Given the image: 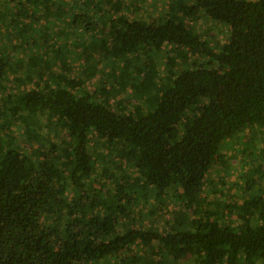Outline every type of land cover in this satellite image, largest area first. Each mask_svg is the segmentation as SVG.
Wrapping results in <instances>:
<instances>
[{
    "label": "trees",
    "instance_id": "16d2710c",
    "mask_svg": "<svg viewBox=\"0 0 264 264\" xmlns=\"http://www.w3.org/2000/svg\"><path fill=\"white\" fill-rule=\"evenodd\" d=\"M95 1L111 7L100 14L111 17L105 20L110 26L102 22L110 32L101 52L123 60L170 46L168 74L160 82L146 66L139 84L133 79L131 110L113 101L114 85L76 94L82 81L62 76L64 87L35 84L7 104L29 142H39L31 126H39L41 115L55 118L67 141L36 153L12 141L0 144V264H103L129 255L138 243L146 248L145 264H163V257L147 260L159 250L171 263L264 264V194L202 210L198 199L213 167L223 164L224 142L246 129H264V0H169L164 22L127 16L123 0H89V7ZM200 11L230 28L229 42L217 45L193 31L187 21ZM6 72L0 57V95ZM126 77L125 71L116 78L119 89ZM106 154L111 160L98 174ZM97 175L113 181L112 193L92 186ZM171 190L186 208L183 220L167 232H119L138 193L159 203L153 215L163 211ZM126 258L120 264L142 260Z\"/></svg>",
    "mask_w": 264,
    "mask_h": 264
},
{
    "label": "rangeland",
    "instance_id": "374dc122",
    "mask_svg": "<svg viewBox=\"0 0 264 264\" xmlns=\"http://www.w3.org/2000/svg\"><path fill=\"white\" fill-rule=\"evenodd\" d=\"M10 1L0 0V57L7 63V82L4 92L0 95V144L4 147L12 141L14 148H21L22 151L32 149V152L36 153L39 147V150L48 152L51 145L60 147L67 141L65 131L53 117L41 115L39 126H31V131L39 138L37 143L29 142L24 136L25 127L11 118L7 104L29 92L35 84L40 85L41 89L61 85L64 87L65 83L60 81V76L66 81H82V86L74 91L76 94L93 92L103 87L110 89L114 85L113 101H125L124 108L131 110L136 103L133 95L137 93L132 89V83L135 80L139 84L140 73L145 71L146 66L157 71L160 82L164 81L168 74L167 61L172 55L170 46H164L159 51L150 49L147 53L132 55L123 60H114L101 52L100 46L104 41L107 44L106 35L110 32V25L105 20H111V17L104 19L100 15L106 11L105 7L111 9L103 1V4L95 1L96 5L91 7L89 0H40L42 3L38 2L39 4H32L35 0L29 3L25 0H14L15 4ZM123 1L127 4L123 13L129 17L145 21L152 18L159 19V22L165 21L163 16L169 0ZM93 6L95 9H92ZM187 24L211 43L224 45L229 42L230 28L211 21L203 11L189 19ZM190 60H194V56L190 57ZM125 71L127 77L119 89L115 80ZM97 146L93 149L96 156L101 154L100 145ZM220 154L223 156V164L213 167L211 177L198 198L199 209H209L227 201L233 207L234 202L264 194V129L241 131L224 142ZM101 160L98 174L103 171L107 162H110L111 157L106 154ZM114 167L109 166V169L114 171ZM95 177L94 180L98 179V182L92 186L98 189L102 187L106 193L114 191L113 181L99 175ZM140 194L138 193L132 201L130 207L133 214L125 218V224L128 225L123 226V229L119 230L120 233L136 227L167 232L179 217L183 220L185 214H180V210L183 209L185 213L186 208L178 201L176 191L167 192L163 211L153 215H150L151 211L158 207L159 203L153 201L152 197L144 198ZM73 197V194L68 195V199ZM187 216L192 214L188 213ZM119 225H122V222ZM135 246L128 257H112L103 264H120L122 258L130 259L134 255L142 259L139 264H145L143 261L148 255L144 253L146 248L142 247L141 243ZM159 253L160 255L148 257L147 260L158 262L163 257V264H194L191 258L171 263L167 256L162 255L163 250H159Z\"/></svg>",
    "mask_w": 264,
    "mask_h": 264
}]
</instances>
